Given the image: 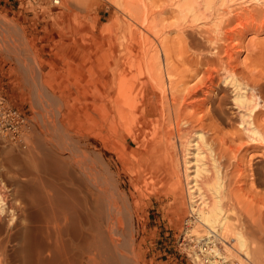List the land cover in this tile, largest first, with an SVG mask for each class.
Returning <instances> with one entry per match:
<instances>
[{"label": "bare ground", "instance_id": "obj_1", "mask_svg": "<svg viewBox=\"0 0 264 264\" xmlns=\"http://www.w3.org/2000/svg\"><path fill=\"white\" fill-rule=\"evenodd\" d=\"M69 1L75 2L76 0ZM129 1L128 3L124 1V3L130 6ZM227 1L229 0H179L177 11H173L178 12L177 16H180L182 21L184 20L181 26L185 27V21H188L187 17H193L195 20L205 17L211 20L213 17H210L217 9L216 5L220 3L219 5L223 6ZM58 2V0H54V4H58ZM143 6L140 7L139 13L131 11L138 14L136 17L139 16V21L135 19L136 17L134 20L140 22L139 30L141 31H138L140 34L137 33L140 38L137 35L139 39L134 42V45H137L136 63L134 64L137 73L124 75L123 71L112 72L108 70V67L94 71L91 76L94 87L92 86L85 104L83 103L84 106L79 109L89 118L91 139L95 144L83 142L78 140L79 138L74 140V134L71 135L68 132L57 136L55 134L51 136L50 132V135L46 132L49 136L45 133V136L37 135L34 136V139L29 137L31 138L28 141L30 143L27 142L28 145H23L25 149L19 148L18 152L9 150L0 154V264H139L134 228V217L137 213L136 204L128 195L130 193L123 189L121 180V172L129 166L130 161L127 154L131 145L135 140H140L142 152L146 155L152 151V147L160 137L167 140V142L165 141L166 145H170V131H173L172 128L171 130L167 129L169 123L166 119L170 116L171 109L175 117L179 119H175L176 132L182 129L179 128V124L182 123V126L188 124L190 119L199 113L195 112L202 111L203 105H207L211 115L216 119L226 120L227 109H224L226 106L223 105V100L217 92L200 96L202 102L199 104V101L196 100L197 93L205 89L199 87L200 89L194 92L189 90L187 93H180L182 95L175 94V91L171 89L176 86L172 84V76H175V73H171L175 70L172 68L171 71V66L170 69L168 68L170 53L166 48L168 46H165V36L162 37L163 29L166 27L163 26V29L159 27L158 21L160 20H156L162 12L149 11ZM129 9L131 10V7ZM156 12L159 13L157 18ZM134 13L131 15L135 16ZM244 18L243 16L242 19L244 20ZM238 20H241L240 16L228 18L227 24L224 26L221 25V21L219 25L216 24L215 27H217L211 30L215 36L213 37L211 34L212 37L208 38V47L206 44L205 49L203 45L201 46L199 42L188 38L189 35L186 34L189 41L186 42L188 46L185 45L184 48L189 47L188 49L192 51V53L189 51L190 54H188L190 61L202 63L209 59V54L214 53L215 56L219 54L218 46L223 43V40L231 43L241 35V29L247 22H237ZM251 20L253 19L251 18ZM233 21L237 23L232 25ZM253 21L255 22V20ZM181 29L186 31L185 28ZM218 39H222V43L219 42L220 45L216 43ZM109 44H111L110 39ZM132 50H134V46H132ZM121 53L122 51L119 50L117 55L111 58V65H118V56ZM180 54L182 53L180 52ZM185 57L188 58L186 55ZM183 59L180 60L183 62ZM125 62L128 61L125 60ZM226 67L224 66V69ZM228 73L225 77H231L229 83L232 86L231 92H234L233 105L238 109V113H236L237 125L242 126V130L245 131L249 139L264 142V128H259L254 124L257 113H264V96H262L264 94L261 95L264 93V78L261 81L255 80V77L252 78L254 79L252 81L251 77L249 80L243 78L240 80L232 72ZM253 75L255 74L253 73ZM212 77H214L212 74L208 76L210 80ZM125 79H132L138 83L134 93L132 91L126 93V90L123 89ZM210 83L213 82L210 81ZM166 87H168L169 94H167L170 95V98L168 95L165 96ZM206 87L209 89L211 85L208 84ZM197 88L195 87V89ZM185 89L187 88L182 90L185 91ZM157 92L163 97L161 98L163 102L159 106L158 118L148 119L147 115L150 112L154 113L156 102L154 103L153 97ZM203 93H206V90ZM42 94L45 98L47 97L40 91V95L38 93L35 95L36 100L42 98ZM148 95L151 97H147ZM57 97L63 101L61 95ZM64 105H62L61 111L64 110L66 106ZM201 106L202 109H200ZM44 107L49 111V114L56 116L55 120L58 125L65 126L68 123L69 117L64 116L65 113L69 114L68 109L65 108V113L58 109L60 114H54L52 105L46 103ZM182 108H191L195 114L187 116L189 115L188 111L185 115L187 117L181 118ZM186 110L181 113L185 114ZM7 115L11 119L17 117L12 110H9ZM164 116L165 119H163ZM188 117H191L189 121ZM195 118L197 119V116ZM63 131L65 130L63 129ZM188 131L189 135L185 141H183V137H180L182 135L180 132L178 134L180 136L175 135V137L178 136L179 139H182L178 146L181 148L179 161L185 179L182 180L185 182L187 203L194 216L195 224L202 227L204 231L203 236H198L199 241L203 242L202 246L191 252L192 260L195 264H246L247 261L253 263L251 257L255 254L256 257H253L256 259L254 260L259 262L258 264H264V253H262L264 252V238L257 235L258 231L262 230L260 227L264 226L262 225L264 223L258 222L259 225H262L260 227H255L258 226L256 222L254 227H251L248 221L240 223L242 219L237 214L238 209L236 211L233 205H230L233 194L224 168L225 165L223 166V163H220L216 156L212 155L213 153L209 150L210 145L208 144V147L204 142L205 137L202 130L191 129ZM82 134L86 137L84 132ZM97 144L100 146L97 147ZM166 145L165 148L168 146ZM89 147L91 151L88 156L87 151L84 150ZM106 150L113 152L117 160L106 158L104 153ZM177 166L179 165L177 164ZM170 174L174 176V172ZM250 175L252 177L250 184L264 191V166L256 168L254 174ZM177 181L179 180L177 179ZM251 228L254 229L255 235L249 238L247 233L251 232Z\"/></svg>", "mask_w": 264, "mask_h": 264}, {"label": "rangeland", "instance_id": "obj_2", "mask_svg": "<svg viewBox=\"0 0 264 264\" xmlns=\"http://www.w3.org/2000/svg\"><path fill=\"white\" fill-rule=\"evenodd\" d=\"M58 1V4H54V0H0V154L9 150L18 152L24 144L26 146L30 143L28 141L32 137L34 139V136L37 135L45 136L46 132H50L51 136L54 134L55 136L64 135V132H68L71 135L74 134V140L79 138L78 140L83 142L95 144L91 139L89 118L79 109L84 106L83 103L85 104L89 92L94 87L91 79L94 71L108 67V70L112 72L123 71L124 75L137 73L136 67H134L137 45H134V42L140 38L139 32L141 31L139 30L140 22L138 23L139 16L136 17L138 14L134 12L136 15L132 16L131 11H138L137 13H139L140 7L144 5L143 8H148L149 11L162 12L161 14L157 12L154 14L157 15L156 18L159 14L156 19L157 21L160 20L158 26L162 29L166 27L163 29L165 34L163 33L162 37L165 36V46H168L166 48L171 54L168 58L171 65L169 64L168 68L171 66L169 69L175 70L171 72L175 73V76H172V81L175 80V84L171 82L176 86L172 85L174 88L171 87V89L178 95L187 93L189 90L194 92L200 88L205 89L206 93H203L205 90L197 93L196 100L199 101V104L202 102L200 96L217 92L223 100V105L226 106L223 107L225 110L227 109L225 118L228 120L221 121L213 117L207 105H203V109L202 106L200 107L202 111L195 112H199V115H194L195 113L191 108H186L187 110L182 108L181 112L186 111L185 114L183 113L184 115L180 112L181 118L185 117L188 111L189 115L187 116L193 114L194 117H188V121L191 118L189 125L183 124L182 126V123L179 124V128L182 129L176 132L174 126L176 120L179 119L175 117L171 109L170 116L166 119L169 123L167 129L171 130L172 128L173 131H170V145L167 144V146V140L160 137L152 147V151L147 155L142 152L140 140H135L134 144L131 145L127 154L130 161L129 166L123 170L126 173L121 172V180L123 189L130 193L127 194L136 204L138 213L135 215L136 218L134 217V228L139 264H195L191 252L198 250L203 243L198 239V236L204 234L203 228L195 224L194 216L187 203L186 187L183 181L185 179L179 161L181 156V148L178 147L181 139L178 137L180 136L178 135L179 132L182 134L180 137H183L182 139L185 141L189 135L188 130H202L205 137L204 142L208 147L209 145L212 147H209L212 155L216 156V159L223 163V166L225 165L224 168L233 194L230 205H233L235 210L238 209L237 214L242 219L240 223L248 221L251 227L256 223L258 226L255 227L264 225L262 224L264 223V191L250 184L252 178L250 174H254L256 168L264 166V144H262L264 142L249 139L245 131L242 130V126L237 125L236 113H238V109L233 105L234 92H231L232 86L229 83L231 77H225L230 71L240 80L242 78L249 80L251 77V81L254 79L261 81L264 78V23H262L264 22V0H229L223 6L219 3L216 5L218 11L216 9L210 17H213V20L199 17L200 19L198 18L196 21L190 16L191 18L187 17L188 21H185V27L181 26L184 20L182 21L180 16H177L178 12H174L177 11L179 0ZM124 1L127 3L129 1L130 6ZM123 3L127 5V9L131 7V10H127ZM128 14L129 16H126ZM237 16L241 17L240 21L247 22L241 29L242 33L237 37L238 39L236 38L231 43L224 40L222 43V39H218L216 43L218 45L222 43L220 46L217 45L219 54L216 56L214 53V55L209 54V59L202 61V63L190 61L188 54L192 51L188 49L189 47L184 48L186 42L189 41L186 34L189 35L188 38L199 42L205 49L206 44L208 47V38L215 36L211 32L213 28L217 27L215 25L222 22L221 25L224 26L227 24L228 18ZM243 16L245 17L244 20L242 19ZM134 17L138 21L134 20ZM134 22L139 25L137 24V26ZM237 22L233 21L232 25ZM181 28H185L186 31ZM109 39L111 44H109ZM132 46H134V50H132ZM119 50L122 51V55L118 56V65H111V58L116 56ZM221 52L223 53L221 54ZM184 57L186 60L183 59ZM181 58L184 60L183 62L180 60ZM185 61L186 64H184ZM224 66H227L228 69H224ZM215 69H217L216 72ZM211 74L214 76L212 80L208 78ZM210 81L213 83L211 84ZM200 83L201 85H199ZM208 84L211 85L210 90L206 87ZM194 86L198 88L195 89ZM137 87L138 83L132 79H125L123 89L126 90V93L129 91L134 93ZM167 88H165L166 97L169 94ZM184 88L187 89L183 91ZM177 89L180 90L176 91ZM40 91L45 93L47 97L45 98L42 94V98L36 100L35 95L36 93L40 95ZM60 95L63 101L57 97ZM178 95L176 96L178 97ZM160 96L159 92L155 93L153 101L156 102V107L152 113L154 115L150 112L147 115L148 119L158 118L159 106L163 102V99L161 100L163 97ZM168 96L170 98V95ZM147 97H151V95ZM46 103L52 105L54 114L59 113L58 109L62 113L68 109L69 114H64V116L69 117L65 126L58 125L55 120L56 116L48 113L49 111L44 107ZM63 104L66 106L64 105V110L61 111ZM9 110L17 111L21 117V124L16 131L11 128V118L7 115ZM76 119L77 121H75ZM254 124L259 128H264V113H257ZM260 124L262 125L260 126ZM63 129L65 131L62 132ZM83 132L86 137L82 134ZM175 135H178L177 138ZM99 146L97 144V147ZM84 151H87L86 154L89 156L91 149L89 147ZM104 153L106 158L117 160L113 152L106 150ZM171 172H174V176H171ZM136 186L139 188L138 190ZM131 187L133 188L131 189ZM258 222L262 225H259ZM262 227H260L262 230H259L257 235L264 238V228ZM254 235V229L251 228V232L247 233V236L250 238ZM253 256L256 257V255L251 257L253 263L247 261L246 264L257 263Z\"/></svg>", "mask_w": 264, "mask_h": 264}, {"label": "built area", "instance_id": "obj_3", "mask_svg": "<svg viewBox=\"0 0 264 264\" xmlns=\"http://www.w3.org/2000/svg\"><path fill=\"white\" fill-rule=\"evenodd\" d=\"M12 112L13 114H16L17 117H14V119H11L10 124H11L12 130L16 131L18 129V126L21 124V117L17 111L12 110Z\"/></svg>", "mask_w": 264, "mask_h": 264}]
</instances>
